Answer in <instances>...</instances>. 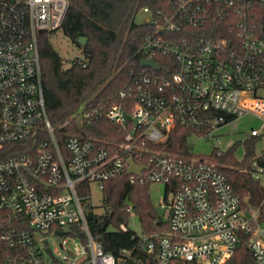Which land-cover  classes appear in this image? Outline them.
Segmentation results:
<instances>
[{
    "label": "built area",
    "instance_id": "1",
    "mask_svg": "<svg viewBox=\"0 0 264 264\" xmlns=\"http://www.w3.org/2000/svg\"><path fill=\"white\" fill-rule=\"evenodd\" d=\"M68 4L0 0V149L10 143L29 149L0 158V241L10 251L8 264H127L90 233L78 194L82 183L101 191L122 173L168 190L161 201L166 229L133 235L148 264H226L242 234L255 263L264 264L263 221L241 207L224 174L191 151L164 149L177 127L190 131L186 138L219 141L220 127L252 113L260 126H251L247 138H264V0H159L140 8L150 27L141 59L153 58L157 68L142 66L116 101L82 104L63 124L77 129L102 116L120 136L106 146L63 134L46 113L38 37L61 27ZM130 159L137 172H128ZM248 166L264 186V150L254 145ZM45 232L62 238L51 247Z\"/></svg>",
    "mask_w": 264,
    "mask_h": 264
},
{
    "label": "trees",
    "instance_id": "2",
    "mask_svg": "<svg viewBox=\"0 0 264 264\" xmlns=\"http://www.w3.org/2000/svg\"><path fill=\"white\" fill-rule=\"evenodd\" d=\"M159 0H69L60 30L82 52L85 64L65 66L61 56L49 41L53 31H44L38 37L43 95L48 119L59 131L91 136L99 145L106 140H120V136L102 116L95 121L74 129L63 125L66 118L82 104L106 107L117 100L119 90L132 83L135 74L143 71L140 65V50L144 35L150 27L147 23L135 22V14L143 6L155 7ZM86 38L84 45L77 38ZM156 59L158 57L155 56ZM189 130L177 127L164 142V149L178 155H187L190 144ZM62 143L63 135H57ZM257 137L245 143V156L238 160L235 144L225 150L214 148L207 158L224 174L233 192L241 199V207L255 210L257 218L264 221V186L251 177L248 158L254 151ZM26 144L10 143L0 149V158L26 152ZM150 182H130L125 173L104 181L101 189V211L96 212L88 195L90 188L82 183L78 194L90 233L99 239L102 249L115 257L125 258L127 264H148L145 253L137 244L135 230L129 226L131 215L128 206L137 217L140 230L152 233L166 229V221L154 205ZM168 190L165 189L167 195ZM124 224L126 229H121ZM84 240L79 228L72 227ZM246 235L238 242L226 264H256L246 245ZM130 250L124 256L122 250ZM8 248L0 241V264H8Z\"/></svg>",
    "mask_w": 264,
    "mask_h": 264
},
{
    "label": "rangeland",
    "instance_id": "3",
    "mask_svg": "<svg viewBox=\"0 0 264 264\" xmlns=\"http://www.w3.org/2000/svg\"><path fill=\"white\" fill-rule=\"evenodd\" d=\"M147 17V14L140 9L134 16V21L141 23ZM49 41L57 53L61 56L64 65L67 66L71 59L81 58L82 52L72 41L65 36L60 28L54 30L49 35ZM255 113L245 114L240 116L228 124L223 125L217 131L219 134V141L215 138L199 137L197 134L189 135L187 138L190 144V151L199 157L207 158L214 148L225 150L232 144H235L234 155L238 160H242L245 156V143L248 140V131L250 127L259 128L260 122ZM216 137V136H215ZM255 150L260 152L264 150V138H261L255 142ZM208 159V158H207ZM150 197L156 206L157 210L162 214L163 220H165V208L161 206V201L165 195V185L163 182H150L149 187ZM170 198V195H168ZM90 203L95 207L96 212H100L101 207V191L96 188L94 184H91L90 188ZM264 226V221L262 223ZM129 226L136 230H140L139 221L136 216H131ZM64 230H68V226H65ZM44 236L47 237L49 245L53 247L61 240V236L54 235L50 232H45Z\"/></svg>",
    "mask_w": 264,
    "mask_h": 264
},
{
    "label": "water",
    "instance_id": "4",
    "mask_svg": "<svg viewBox=\"0 0 264 264\" xmlns=\"http://www.w3.org/2000/svg\"><path fill=\"white\" fill-rule=\"evenodd\" d=\"M86 42V38L83 37V36H80L77 38V43H79L80 45H84ZM140 65L141 66H151L153 68H157V63H155V61L153 60V58H144V59H141L140 60ZM140 168H136L134 165H133V160L130 159L129 160V168H128V172H137ZM61 231H56L55 234H60Z\"/></svg>",
    "mask_w": 264,
    "mask_h": 264
}]
</instances>
